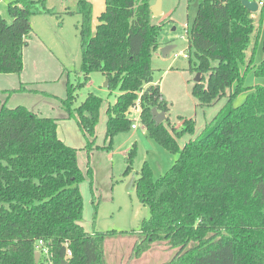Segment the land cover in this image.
<instances>
[{"label": "trees", "instance_id": "trees-1", "mask_svg": "<svg viewBox=\"0 0 264 264\" xmlns=\"http://www.w3.org/2000/svg\"><path fill=\"white\" fill-rule=\"evenodd\" d=\"M76 1L81 63L61 106L76 119L84 149L94 147L103 100L89 94L77 108L73 104L90 75L101 73L107 89L119 95L106 109L107 145L95 149L111 151L114 136L131 128L126 111L139 101V121L148 136L178 155L155 180L146 163L139 171L135 191L150 217L141 224L131 258L139 259L157 244L174 251L162 264H264V86L244 85L249 73L264 78V59L255 62L259 44L264 52V4L255 20L241 0H200L189 30L195 59L188 56L189 70L200 74L191 93L202 106L222 97L227 101L180 148L179 136L192 133L194 121L182 119L179 131L168 128L169 107L153 84L151 59L160 47L161 27L150 22L149 0H104L95 25L91 3ZM46 2L8 3L11 22L0 16V74L22 71L31 16L54 14ZM18 91L23 88L5 93ZM243 92V103L233 106ZM152 109L165 113L167 125L155 124ZM134 154L131 148L125 176L132 171ZM83 180L77 149L58 138L55 119L0 101V264H36L39 240L52 264H108L105 240L114 232L90 233L82 227ZM37 264L46 262L41 258Z\"/></svg>", "mask_w": 264, "mask_h": 264}, {"label": "rangeland", "instance_id": "rangeland-1", "mask_svg": "<svg viewBox=\"0 0 264 264\" xmlns=\"http://www.w3.org/2000/svg\"><path fill=\"white\" fill-rule=\"evenodd\" d=\"M10 1L12 0H0V16L7 23L11 22L7 12V5ZM149 1L150 6L160 2L161 14L151 16L150 22L153 25L161 27L157 37L161 48L167 45L175 46L166 58L162 56L160 53L161 48H159L153 52L151 59L153 82L159 86L160 93L169 107L167 115L169 118L168 128H175L179 131L181 130L182 119H192L194 121L193 132L183 133L178 138V145L182 148L187 142L197 137L203 131L206 124L225 105L227 98L222 97L211 106H202L191 93L197 73L189 70L188 56L194 60L193 63L195 62L193 50L189 49V30L200 0ZM60 2L61 0H49V3L56 7L61 4ZM69 7L70 11L73 12L74 10L70 6V3ZM75 15L73 13L71 17L67 15L68 18L65 19L64 32L69 34V37L67 35L66 37L69 38L71 49L70 51H68V48L64 49L69 60L62 57L64 63H68L69 70L71 69V80L74 73L79 70L81 63L80 27L78 24V29H76L77 24H75L73 19ZM258 16L259 12L255 13V20ZM183 55H187V57ZM59 59L61 60V57ZM262 59H264V52L261 50V45L259 44L255 62L259 63ZM74 62H76L75 65ZM14 78H5L0 75L1 102L5 101L7 97L5 91L9 90L10 81L14 80ZM105 82L106 78L101 73H92L86 86L76 92V100L74 102L76 104V101H78L81 104L89 94L102 98L103 101L100 109L102 118L99 125L101 130L106 126L105 120L108 118L106 115L107 107L113 105L116 97L119 95V91L117 90L110 92L106 88ZM244 85L249 87L256 85L264 86V78H257L252 73H249L246 75ZM245 95L246 93L244 92L238 94L233 99L232 105L238 106L243 103ZM24 96L26 97L27 95H15L6 106L13 108L23 105L22 101L29 103L22 99ZM131 115L132 117H128L129 119L134 118V120L139 121L138 115L133 116L132 113ZM137 124L140 127V134L144 133L146 131L144 126L141 125L140 121ZM165 125L167 124L165 123ZM99 132L97 131L96 138L94 139L98 145H103L104 137L101 138L103 133L99 135ZM142 136V140L135 141V135L130 129L116 134L112 142L110 159L106 157V151L104 150H99L94 154L91 153V155L87 150L77 146L78 142L79 144L81 141L86 142L83 134L81 135V131L77 132V137H72V142H68L70 143L69 145H74V148L76 147L77 149V163L84 177V180L79 185L80 193H83V196L81 194L83 200V218L81 223H83L84 229L88 232L97 233L114 232L106 238L104 246L108 264H162L169 261L174 253V251L167 249V247L156 244L139 259L131 258L133 243L137 238L142 222L149 219L150 210L147 205L141 203L135 190L127 192L125 190L126 187H121V183H119L120 174L126 169L125 164H127L126 158L128 156H122V153L125 150L128 151L134 148L132 173L134 175L139 174L143 164L146 163L152 171L154 180L162 176L178 157L177 154L170 153L158 145L148 134V138L144 134ZM144 140L151 142V150L145 146ZM88 169L92 170L93 174L92 172L87 174ZM108 174H110V178L107 177Z\"/></svg>", "mask_w": 264, "mask_h": 264}, {"label": "crops", "instance_id": "crops-1", "mask_svg": "<svg viewBox=\"0 0 264 264\" xmlns=\"http://www.w3.org/2000/svg\"><path fill=\"white\" fill-rule=\"evenodd\" d=\"M92 5V16H93V25L96 24V18L99 14L104 10V0H88ZM61 4L56 7L49 3V0L46 2V7L48 9H52L54 14L45 15V14H35L30 18V24L32 27V33L29 35L27 39V46L23 49L22 52V60L23 67L22 71L19 74H7L2 75L3 77H15L14 80L10 81L9 89H19L23 88V91L15 92L11 95H6L5 103L6 105L11 101L12 97L18 94L27 95L24 96L25 101L22 106L26 107L29 111L37 114L38 116L53 118L57 123V136L58 138L67 146H71L74 148V145H69L72 142V137H77V132L81 131L76 119L74 117L66 118V113L61 106V100L66 96V89L68 83H76L78 75L74 73L73 81L71 80L68 63H64L62 57L68 59L67 54H65L66 48L70 51V41L69 34L64 32L65 29V19L68 16L71 17V14H76L74 16V22L78 24L80 27L81 24V16L78 14V7L76 0H61ZM70 6L73 8V12L70 11ZM150 3V1H149ZM151 5V4H150ZM152 16V14H151ZM71 25V24H70ZM69 25V27H70ZM68 29V28H67ZM69 31V29H68ZM66 35L68 37H66ZM161 48V46L159 47ZM77 54V51H76ZM61 57V60L59 57ZM76 58V55H75ZM69 60V59H68ZM76 62H74L75 65ZM153 84H156L153 82ZM106 85V82H105ZM12 86V87H11ZM107 88V86H106ZM1 91V89H0ZM45 100H41L44 99ZM15 99V98H13ZM79 102L76 101V104L73 105V108H77L79 106ZM101 115L99 117L98 125L96 126L95 132L97 131L103 133L101 138L104 137L105 128L103 130L100 129L101 123ZM107 120V119H106ZM105 120V124H106ZM139 126L135 129L130 128V131L135 135L136 140H142V135L144 134L147 137V131L140 134ZM104 131V132H102ZM82 135V131H81ZM96 138V134H95ZM148 138V137H147ZM79 139V138H78ZM148 141V140H147ZM144 140L145 146L151 150L152 144L151 142H147ZM77 146L85 148L86 142L81 141L77 143ZM106 145V142L103 140V145H98L94 139V147L90 151V154H94L98 149L95 147H103ZM76 149V147H75ZM130 150V149H129ZM129 150H125L122 156H127ZM91 154V155H92ZM107 158H111V151L105 152ZM127 164H125L126 167ZM124 171V170H123ZM92 172V170H91ZM131 171L128 175H123V172L120 174L121 187L125 186V190L127 192H131L135 190V181L138 178V174L134 175ZM93 174V172H92ZM136 174V173H135ZM110 178V174L107 176ZM112 177V176H111ZM93 178V177H92ZM91 178V179H92ZM134 178V183L131 188L129 186V182ZM94 179V178H93ZM92 193H93V185H92ZM83 196V193H81ZM83 218V214H82ZM83 223H81L82 225ZM84 228V226L82 225ZM85 230V229H84ZM86 231V230H85ZM88 232V231H87ZM92 233V232H90ZM106 241V240H105ZM106 254V251H105ZM107 257V254H106Z\"/></svg>", "mask_w": 264, "mask_h": 264}, {"label": "water", "instance_id": "water-1", "mask_svg": "<svg viewBox=\"0 0 264 264\" xmlns=\"http://www.w3.org/2000/svg\"><path fill=\"white\" fill-rule=\"evenodd\" d=\"M241 4L244 8H246L249 12L255 14L258 12V7L257 4L254 2H250L248 0H241ZM150 12L152 14V16H158L161 14V10H160V2H157V4L150 6ZM175 48V46L173 45H167L164 46L160 49V53L162 54V56L164 58H166L167 56H169V54L172 52V50ZM195 83H199L200 82V74L197 73L196 74V78L194 79ZM107 86V82L106 85ZM152 120L155 122L156 125H159L161 123L164 122L166 115L164 112H158L156 109H152ZM134 183V178L130 180L129 182V186H133ZM34 261L37 264L39 261V253L38 252H34Z\"/></svg>", "mask_w": 264, "mask_h": 264}, {"label": "built area", "instance_id": "built-area-1", "mask_svg": "<svg viewBox=\"0 0 264 264\" xmlns=\"http://www.w3.org/2000/svg\"><path fill=\"white\" fill-rule=\"evenodd\" d=\"M248 1L256 3L257 7H258V11L263 7V4H264V0H248ZM183 56L187 57V55H183ZM131 113L133 114V116L138 115V118H139V116H140L139 101L135 102L134 105H132L128 108V110L126 111V116L132 117ZM130 120L132 121L131 128L135 129L138 125L137 122H139V121L134 120V118H132ZM35 252L39 253V259H41V258L44 259L46 264H52V262L49 260V258H50L49 249L46 246H44L43 241L39 240L35 244Z\"/></svg>", "mask_w": 264, "mask_h": 264}]
</instances>
